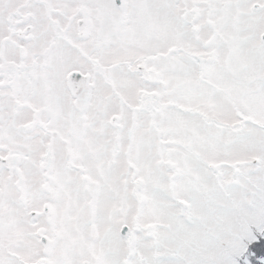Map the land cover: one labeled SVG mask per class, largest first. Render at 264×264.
Here are the masks:
<instances>
[{
    "label": "snow or ice",
    "instance_id": "snow-or-ice-1",
    "mask_svg": "<svg viewBox=\"0 0 264 264\" xmlns=\"http://www.w3.org/2000/svg\"><path fill=\"white\" fill-rule=\"evenodd\" d=\"M0 264H264V0H0Z\"/></svg>",
    "mask_w": 264,
    "mask_h": 264
}]
</instances>
